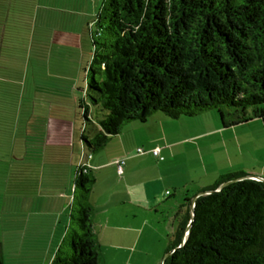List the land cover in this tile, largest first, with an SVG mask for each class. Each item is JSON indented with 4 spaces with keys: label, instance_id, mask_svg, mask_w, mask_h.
<instances>
[{
    "label": "trees",
    "instance_id": "1",
    "mask_svg": "<svg viewBox=\"0 0 264 264\" xmlns=\"http://www.w3.org/2000/svg\"><path fill=\"white\" fill-rule=\"evenodd\" d=\"M28 11L18 9L0 39V60L7 63L0 72L3 146L14 145L16 128H24L38 102L49 113L54 105L63 111V96H53L62 85L79 110L80 155L86 157L127 124L154 114L176 120L214 110L224 129L251 120L264 128V0H105L89 30L91 58L75 70L83 73V87H75L76 76L71 82L63 70L54 71L53 44L51 56L44 48L24 53ZM245 177L221 176L197 197L163 264H264V180ZM94 183L93 173L78 166L66 238L50 264H98L87 204Z\"/></svg>",
    "mask_w": 264,
    "mask_h": 264
},
{
    "label": "crops",
    "instance_id": "2",
    "mask_svg": "<svg viewBox=\"0 0 264 264\" xmlns=\"http://www.w3.org/2000/svg\"><path fill=\"white\" fill-rule=\"evenodd\" d=\"M22 8L29 10L22 38L28 42V47H24L26 51L24 53L27 54V51L32 48H44L45 55L49 49L48 56H51L52 37L40 39L41 41L37 43L34 40L35 0H0V39L3 34H6L5 26L13 23L14 17L18 18V9ZM3 47L5 48V46L0 47V57L4 51ZM16 48L14 47V50ZM6 65V62L0 60V72H5ZM45 69L46 72L51 71L47 66ZM28 117L23 132L18 127L14 132L15 137H20L18 139H21L19 135L28 136L30 132L33 134L31 126H33L35 114H29ZM45 117L49 122L46 123L47 126L45 124L48 132L46 130L44 132L48 133V138L45 141L44 151L49 152V155H45L43 160L45 163H53L58 158L57 156L54 158L55 155L60 154L63 159L60 147L62 143L67 142L65 140L67 137L65 135L66 124H62L60 120H57V123L53 121L52 113ZM170 121L172 120L161 114H154L145 123H129L120 134L109 141L103 150L90 157L80 155L73 161L75 164L73 177L78 166L86 167L95 177L87 204L93 210V233L102 255L103 244H110L108 245L110 248L112 244H121V247L114 246L116 249L124 248V250L128 248V245L162 244L161 252L165 253L169 244L173 243L176 232L191 214L190 202L193 197L208 190L221 176L254 170L253 166L245 167L230 160L227 141H230V153L235 154L236 158L242 156L243 146L245 147V140L233 127L224 129L218 122L206 126L207 122H204V124L190 123L188 124L190 129L186 130L175 128ZM244 125L248 126L250 123L238 126L245 127ZM228 132L229 135L232 133L230 138L226 136ZM60 136L64 138L59 139ZM15 142L16 140L14 145ZM14 145L6 147L0 144V153L5 154L0 156V160L11 157ZM156 148L162 159L152 155L151 151ZM137 149H142L143 153H137ZM24 150L20 159H15L16 157L13 156L8 163L18 165L20 170L18 176L21 175V165L25 164L27 167L33 165L34 168V183L30 185L33 187L32 195L22 202L20 200L17 203L18 211L13 214L23 217L24 227L21 239L27 240L28 244H14L12 251L18 259L26 251L30 253L29 259L22 260L23 264H50L59 246L56 244L54 247L53 242L56 241L54 236L57 233L61 240L66 232L71 198L61 192L57 195L53 194L51 188H46L44 192L39 191L40 195L45 193L43 209H36L34 197L38 195L35 175L37 157L35 155L26 156L25 154L30 153L31 149L27 151L24 148ZM66 156H64V161L68 162ZM117 160L124 161L122 175L116 173L115 162ZM0 163L3 171L6 167L5 162L0 161ZM255 172L258 173L256 177L264 180V175H261L264 171L256 170ZM5 176L6 170L0 174L3 179ZM70 192L72 194V185ZM187 199H190L189 202ZM58 200L62 201L61 204L57 203ZM66 212L68 213L64 230L57 231L54 218H57L59 222ZM37 217L49 219L45 222L49 224L48 231H45L47 232L44 241L46 244H38V241L42 239L37 234V227H41L36 226ZM3 246L4 244L0 243V258L2 263L6 264ZM129 258L131 257L127 260ZM103 259L105 261V257Z\"/></svg>",
    "mask_w": 264,
    "mask_h": 264
},
{
    "label": "rangeland",
    "instance_id": "3",
    "mask_svg": "<svg viewBox=\"0 0 264 264\" xmlns=\"http://www.w3.org/2000/svg\"><path fill=\"white\" fill-rule=\"evenodd\" d=\"M105 0H35V13H34V40L37 43L41 41L40 39L52 37L54 50L52 58V67L54 71L63 70L70 81L75 82V87H83V73L78 76V71L76 74L75 70L77 67H80V64L85 65V63L91 58L92 50L90 46V35L89 30L93 24L94 19L97 14L100 12L103 3ZM94 29V27H93ZM65 41V42H63ZM63 42V43H62ZM63 44V46H60ZM73 79V80H72ZM65 84V82H63ZM67 85L60 86L62 90L61 93L53 95L54 97L63 96L62 99L66 101L63 111H57L58 106L54 105L53 112L54 119L57 123V120H60L66 124V143H62V157L61 155H55L56 158L53 163L46 162L43 160L45 155H49V152L44 151L46 147V139L48 138L44 119L46 115L50 112L49 106H44L42 102L36 104L35 110V119L33 120V134L29 133L28 136L19 135L14 145V152L10 154L11 157H16L15 159H20L19 157L25 152L24 148L28 150L31 149V152L27 155L37 157V166L35 167L36 172V182H37V191L38 195H35L34 205L36 209H43L45 202L44 195L39 194V191L44 192L46 188H51L53 194H58L61 192L65 196L71 198V185H73V173L75 171V164L73 161L80 157V144H79V133L82 125V119L77 112L79 111L76 108L75 104H72V97L69 95L64 96L63 90L67 91ZM75 97H80L81 92L75 89ZM63 94V95H62ZM47 109L48 113H45ZM59 109V108H58ZM59 116L57 117V114ZM21 124H25V119H21ZM47 122H49L47 120ZM175 125V128H185L186 130L190 129L188 124H204L207 122V125H211L214 122L220 123L219 116L214 110L204 111L194 117H180V119L170 121ZM255 122V123H253ZM250 125L248 126H235L233 127L236 132L240 134L245 140V147L243 146L242 156L235 157V154L230 153V141H227L229 157L231 161H236L237 163L248 167L253 166L254 170H245L244 173L247 176H255L258 173L256 170L264 171V128L263 123L259 120L248 121ZM48 124V123H47ZM187 124V125H186ZM68 126V129H67ZM198 127H202L198 125ZM45 128V129H44ZM46 130V132H44ZM202 130V129H201ZM23 132V129L21 130ZM27 134V133H26ZM232 133H226L227 137H231ZM64 138V137H63ZM60 138L59 139H63ZM220 146V145H219ZM55 148V147H54ZM21 150V151H20ZM49 151V149H48ZM35 153V154H33ZM55 153V150H54ZM53 153V154H54ZM5 155L4 153H0ZM67 155L66 159L68 162L64 161V156ZM11 157H6L5 160H0L5 162V169L2 171V165L0 163V174L5 172V178L0 177V243L4 244L5 258L4 261L6 264H23L22 260L29 259L31 256L27 251L23 253L20 258H16V255L13 254L14 244H28L27 240L23 241L21 238V232L24 227L23 217H17L13 214L17 212V203L22 202L24 199H28L31 196L33 187H30L34 183L33 165L27 167L24 164L21 165V175L19 174V167L15 164H9ZM44 161V162H43ZM26 163L28 161H25ZM33 162V161H32ZM264 175L263 173L261 174ZM256 177V176H255ZM5 196V197H4ZM62 201H57L58 204H61ZM20 210V209H19ZM67 213L60 219L59 222L57 218H54V223L57 225V231H63L67 219ZM14 216V217H13ZM49 219L37 217V234L40 235L42 241L39 240L38 244H46L45 234L49 229ZM43 222V223H41ZM43 231V233H41ZM66 235H63L62 239H59L58 234L54 236L56 239L53 242L54 247L56 244H61L62 240ZM48 238V237H47ZM44 242V243H43ZM66 243V241H65ZM67 244V243H66ZM110 244H103V255L100 251V260L98 264H161L165 253L162 254V244H135L128 245L127 252L124 248L116 249L114 245L120 246L121 244H112V248L108 247ZM123 247V246H122ZM10 253V254H8ZM105 257V261L103 259ZM128 257L129 260H127ZM39 262V261H38Z\"/></svg>",
    "mask_w": 264,
    "mask_h": 264
},
{
    "label": "built area",
    "instance_id": "4",
    "mask_svg": "<svg viewBox=\"0 0 264 264\" xmlns=\"http://www.w3.org/2000/svg\"><path fill=\"white\" fill-rule=\"evenodd\" d=\"M136 151H137V153H139V154H142V153H143V150H142V149H137ZM151 153H152V155H153L154 157H157V158H159V159H162L161 157H159V150H158L157 148L154 149V150H152ZM115 165H116V173H117L118 175H122V174H123V165H124V161H123V160H117V161L115 162Z\"/></svg>",
    "mask_w": 264,
    "mask_h": 264
},
{
    "label": "water",
    "instance_id": "5",
    "mask_svg": "<svg viewBox=\"0 0 264 264\" xmlns=\"http://www.w3.org/2000/svg\"><path fill=\"white\" fill-rule=\"evenodd\" d=\"M244 179H255V180L262 181L260 178H258V177H252V176H250V177H245ZM229 183H230V182H225L224 184H222V185L220 186L219 189H221L223 186H225V185H227V184H229ZM204 194H205V193L203 192V193H200V194H198L197 196H195V197L192 198V200H191V202H190L191 212H192V210H193L194 202H195V200L197 199V197H199V196H201V195H204ZM183 242H184V240H183ZM183 242H182V243H183ZM181 245H182V244H180V246H181ZM180 246H179V247H180ZM170 253H171V252L165 254V256H164L163 259H162L161 264H163L164 260L168 257V255H169Z\"/></svg>",
    "mask_w": 264,
    "mask_h": 264
}]
</instances>
